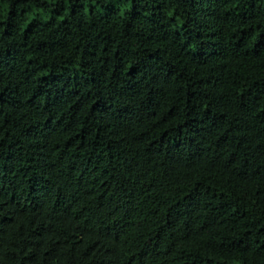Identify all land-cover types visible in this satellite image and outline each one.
<instances>
[{
    "label": "trees",
    "instance_id": "1",
    "mask_svg": "<svg viewBox=\"0 0 264 264\" xmlns=\"http://www.w3.org/2000/svg\"><path fill=\"white\" fill-rule=\"evenodd\" d=\"M0 264H264V0H0Z\"/></svg>",
    "mask_w": 264,
    "mask_h": 264
}]
</instances>
